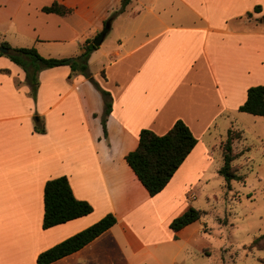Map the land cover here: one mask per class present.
<instances>
[{"label":"crops","instance_id":"0c3cea01","mask_svg":"<svg viewBox=\"0 0 264 264\" xmlns=\"http://www.w3.org/2000/svg\"><path fill=\"white\" fill-rule=\"evenodd\" d=\"M121 1L0 0V44L34 48L45 58L77 56L84 43L94 39L105 27L104 21L120 7ZM54 2L71 12L67 15L42 12V8ZM164 2L189 8H196V2L200 6L205 3L204 0ZM251 5L253 8L259 6V12L250 10ZM156 8L157 0H131L122 14L130 10L133 19L144 11L146 16H152L144 18L142 25L145 27L138 28L140 34H128L129 39L133 38L129 46L123 45L122 39L117 37L115 46L103 51L100 44L90 54L89 72L93 58L100 66L98 72H90L91 79L111 98V111L105 121L106 137L101 124L104 102L96 88V91L92 87L89 89L94 86L91 81L79 74L72 75L68 66L43 69L38 73V87L33 98L22 68L0 55V264H36L41 252L107 214L116 219L111 228L80 250L50 264H112L101 260L102 253L112 249L115 258H119L120 245L135 257H153L151 249L161 244L180 249L173 243L174 236L181 235L193 223L177 232H173L169 224L191 207L184 201L194 200L195 196L187 181L178 184L170 193L169 188L176 185L181 171L194 165L199 154L207 157L208 151L203 146L211 125L229 113L230 108L238 109L246 100L250 86H264V21L260 20L264 15V0H255L244 8L251 11L252 17L246 19L241 31L233 29L228 21L242 16L244 10L224 17L222 22L209 23L206 18L198 17L200 23L205 19L206 24L193 30L203 32L199 50L202 49V54L198 51L196 59H191L193 54L183 55V62L178 66L182 83L169 86L166 95L152 99L148 82L154 77V71L160 70L162 63L166 64L177 54V51H166L171 43L167 41L170 36H164L180 29L174 24L168 25V20L162 19ZM122 14L110 22L109 31ZM234 39H240L242 55L255 63L258 79L247 84L232 99V80L219 79L215 67L217 44H211L214 59H210L206 49H209V41L217 40L223 43L226 57L227 53L231 54ZM108 59L112 62L107 65ZM206 59L211 60L209 65H205ZM205 78L207 82H202ZM173 89L178 100L169 102L168 95L172 96ZM84 90L95 98L89 101L82 97ZM231 100L234 106L229 104ZM74 104L80 109L75 127L73 116L70 117ZM177 120L188 126L197 143L164 189L150 196L128 166L125 156L137 147L141 130L164 135ZM37 122L44 130L42 133L34 130ZM78 137H84L87 145L84 142L81 145L84 147L73 150L72 140ZM111 139L116 143L115 149ZM206 143L213 148L210 139ZM60 176L67 177L74 197L87 201L92 212L43 229V187L47 180ZM175 191H181L182 201H169L174 198ZM189 193L192 196L189 197ZM144 220H154L166 237L156 235L158 230L146 233Z\"/></svg>","mask_w":264,"mask_h":264},{"label":"rangeland","instance_id":"374dc122","mask_svg":"<svg viewBox=\"0 0 264 264\" xmlns=\"http://www.w3.org/2000/svg\"><path fill=\"white\" fill-rule=\"evenodd\" d=\"M254 1L204 0L203 5L200 6L196 2V8H189L157 0L156 10L159 11L157 14H161L162 19L168 20V25L174 24L180 29L170 31L164 36H170L167 41L171 43L166 51H177V54L166 64L162 63L160 70L154 71V77L148 82L152 99L166 95L169 86H178L182 83L178 66L181 64L180 62H183V55L193 54L191 59L193 57L196 59L200 46L203 44L200 42L203 32L193 30L197 29V26L205 24V19L203 23H200L198 17L206 18L209 23L216 20L222 22L220 20L226 16L242 13L244 8L250 6V3L252 4ZM253 6L251 5L250 10L253 9ZM250 10H244L245 13L242 16L230 19L228 24H231L233 29L241 31L245 27L246 19L252 17L248 15V13L251 14ZM130 15L131 11L127 10L113 23L112 30L106 33L102 45H100L101 50L107 51L115 46L117 37L122 39L123 45L129 46L133 38L129 39L128 34L138 33L139 35L140 29L145 27L142 25L144 18H152L151 15L146 16L145 11L136 19L131 18ZM260 20L264 21L262 17ZM140 37L141 35L137 38ZM239 41L240 39L233 40L231 54L227 53L226 57L223 43L217 40L209 41V49H206V53L211 59L214 50L211 44L213 42L217 44L215 67L219 73V79L227 77V82L232 80L234 86L232 99H235V94L241 92L247 84L250 85L258 79L256 65L242 55ZM220 48H222V52H220ZM200 54H202V49ZM108 60L107 65L112 62V60ZM104 61L106 62V59ZM210 61L206 59L205 65H209ZM201 66L203 67V65ZM99 68V62L93 58L90 72H98ZM109 73L112 76L111 70ZM204 81L207 82L206 78L202 79V82ZM99 82L101 83V81ZM90 87L94 90L96 88L89 86V89H91ZM85 92L86 90L81 91L82 97L89 101L95 98L91 92L89 94ZM168 97H170L169 102L173 99V101L178 100L176 90L173 89L172 96L168 95ZM229 104L234 106L232 100ZM79 113V106L74 104L71 107L70 116H73L74 127L77 124ZM228 130L232 131V136L235 138L231 145L234 155L231 167L241 177L240 180H233L229 184L218 174V170L223 164V145ZM81 138H73V150L79 148L84 142L87 145L86 139ZM205 139L206 142L210 139V143H213L212 149L208 147V143H204L203 147L208 151L207 160L199 154L194 165L185 172L181 171L176 185L172 186V184L168 191L170 193L178 184L187 181L195 198L184 202L202 212L199 220L181 235L174 236L173 243L180 249L170 247L172 246L170 244H161L155 249H151L153 257H135L126 247L120 245L119 258H115L114 250L109 249L102 253L101 260L112 264H264V250L257 249V246L264 249V238L256 244L257 246L252 245L255 238L264 234V117L251 116L239 112L238 109L230 108L229 113L211 125ZM115 144L111 139L113 149L116 148ZM192 193H189L188 196H192ZM173 195L174 198L169 201L183 200L181 191L178 193L175 191ZM144 222L146 223V233L158 230L156 235H160V238L166 237L154 220L150 222L144 220ZM174 255H176L175 258Z\"/></svg>","mask_w":264,"mask_h":264},{"label":"trees","instance_id":"16d2710c","mask_svg":"<svg viewBox=\"0 0 264 264\" xmlns=\"http://www.w3.org/2000/svg\"><path fill=\"white\" fill-rule=\"evenodd\" d=\"M130 1L122 0L120 7L104 21V26H109L110 22L125 10ZM253 9L254 12H259L260 7L255 6ZM42 12L67 15L71 12V9L54 2L42 8ZM248 15L251 14L248 13ZM262 19L264 20V15ZM0 45L8 49L7 54L0 53V55H5L24 71L25 81L30 87V94L33 98H35L38 87V73L43 69L68 66L72 75L79 74L91 81L100 92L104 102V114L101 118V124L106 137L105 121L106 116L111 111V98L91 79L88 60L90 54L97 49L91 41L84 43L81 54L68 58H45L40 56L34 48H12L6 42H2ZM238 111L264 117V86L249 87L246 92V100L238 107ZM34 126L36 132L42 133L44 131L40 123L37 122ZM234 139L232 131L228 130L223 145V164L218 170V174L224 178L227 184L241 178L231 167V162L234 160L231 145ZM196 143L197 140L188 126L183 121L177 120L164 135L158 136L150 130H141L137 147L125 156V160L149 195L154 196L164 189ZM91 212L92 206L87 201L74 197L66 176L52 178L45 182L43 187V229L86 216ZM201 215V211L189 207L170 222L169 228L173 232H177L199 220ZM115 223V217L112 214H107L84 230L41 252L36 258V264H50L80 250ZM263 238L264 234L255 238L252 245L257 246L256 244ZM257 249L264 250L263 247L259 246H257Z\"/></svg>","mask_w":264,"mask_h":264},{"label":"water","instance_id":"95a60500","mask_svg":"<svg viewBox=\"0 0 264 264\" xmlns=\"http://www.w3.org/2000/svg\"><path fill=\"white\" fill-rule=\"evenodd\" d=\"M108 31H109V26H105L102 29V31L99 32L98 35L94 38V40L92 41V44L95 47H98L102 43V41H103V39H104V37H105V35H106V33ZM0 53L7 54L8 53V49L0 45Z\"/></svg>","mask_w":264,"mask_h":264}]
</instances>
